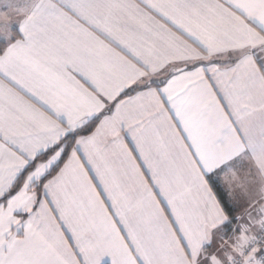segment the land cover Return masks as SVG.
Returning a JSON list of instances; mask_svg holds the SVG:
<instances>
[{
    "label": "snow or ice",
    "instance_id": "obj_1",
    "mask_svg": "<svg viewBox=\"0 0 264 264\" xmlns=\"http://www.w3.org/2000/svg\"><path fill=\"white\" fill-rule=\"evenodd\" d=\"M0 264H264V0H0Z\"/></svg>",
    "mask_w": 264,
    "mask_h": 264
}]
</instances>
